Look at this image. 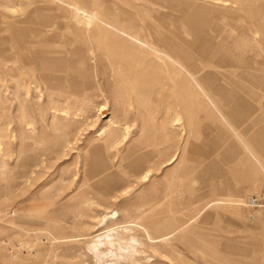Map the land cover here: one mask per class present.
<instances>
[{"label": "rangeland", "instance_id": "374dc122", "mask_svg": "<svg viewBox=\"0 0 264 264\" xmlns=\"http://www.w3.org/2000/svg\"><path fill=\"white\" fill-rule=\"evenodd\" d=\"M116 221L161 234L118 264H264V0H0V264Z\"/></svg>", "mask_w": 264, "mask_h": 264}, {"label": "bare ground", "instance_id": "6f19581e", "mask_svg": "<svg viewBox=\"0 0 264 264\" xmlns=\"http://www.w3.org/2000/svg\"><path fill=\"white\" fill-rule=\"evenodd\" d=\"M75 9H76L78 14L84 13L87 15L86 23H89L93 18L95 19L94 13L88 14V13L84 12L83 9H80L78 7H76ZM104 23L113 29L117 28L116 25L114 26L108 20H104ZM140 45H143L146 48L152 49V50L156 51L157 53L164 55L167 59H171L170 54H168L169 52L165 53L163 50L157 48L155 45H152L150 43L149 44H140ZM171 49H173V48H171ZM172 60L176 63V59L173 58ZM182 62H183V60H182ZM188 63H189V61H188ZM176 68H177V66H176ZM100 107H99V109H100ZM102 108H103V105H102ZM137 174L138 173L135 172V176H138ZM129 175L127 177V175L125 176V174L118 172V171L106 172L103 174V176L99 180L101 182H103L104 184L106 181L112 180L113 183L107 184V188L116 189L117 185L119 186L120 184H125V183L129 182ZM104 216L105 215H103L102 218ZM113 216H114V214H113ZM102 221H104V219ZM113 223H115V225L109 224L106 228H104L103 230L96 233L95 239L92 240L91 241L92 244L89 245V248L93 251L94 255L98 259L101 260V264H118L117 262H120L121 260L123 261L126 257H132L133 255H135V253H137L139 251V248L137 247V245L140 243V238L144 237L143 239H145V240H151V239H155L157 237H161L160 236L161 234H159V236H156V234H155V236L150 237L149 230L146 226L139 227L137 225V228H136V226L134 227L133 225L124 224L123 221H116ZM135 231H137V232L140 231L141 236L137 235L135 233ZM102 254L109 256L111 258L110 259H103Z\"/></svg>", "mask_w": 264, "mask_h": 264}, {"label": "built area", "instance_id": "2783aa9c", "mask_svg": "<svg viewBox=\"0 0 264 264\" xmlns=\"http://www.w3.org/2000/svg\"><path fill=\"white\" fill-rule=\"evenodd\" d=\"M252 199H254V198H252ZM253 201V200H252Z\"/></svg>", "mask_w": 264, "mask_h": 264}]
</instances>
